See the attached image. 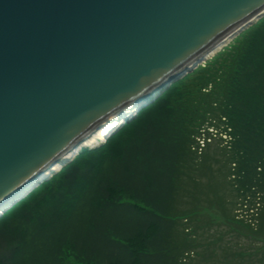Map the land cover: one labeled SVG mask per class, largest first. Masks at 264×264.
I'll list each match as a JSON object with an SVG mask.
<instances>
[{"label":"trees","instance_id":"trees-1","mask_svg":"<svg viewBox=\"0 0 264 264\" xmlns=\"http://www.w3.org/2000/svg\"><path fill=\"white\" fill-rule=\"evenodd\" d=\"M202 134L219 136L229 165L234 201L217 199L221 218L238 227V206L260 236L264 18L0 217V264H185L189 226L208 204L202 164L214 161L198 150Z\"/></svg>","mask_w":264,"mask_h":264},{"label":"water","instance_id":"water-1","mask_svg":"<svg viewBox=\"0 0 264 264\" xmlns=\"http://www.w3.org/2000/svg\"><path fill=\"white\" fill-rule=\"evenodd\" d=\"M263 17L264 0H0V217Z\"/></svg>","mask_w":264,"mask_h":264},{"label":"rangeland","instance_id":"rangeland-1","mask_svg":"<svg viewBox=\"0 0 264 264\" xmlns=\"http://www.w3.org/2000/svg\"><path fill=\"white\" fill-rule=\"evenodd\" d=\"M244 31L240 32L235 38L228 42L226 46L198 67L204 66L219 52L227 49V46H229L234 39L241 38ZM238 42L241 46V40H238ZM228 48L231 49L232 47ZM237 50L238 46H236L234 54ZM229 52L226 54L227 56L233 53L232 51ZM225 58L227 57H223V59ZM208 124L209 121L207 119L204 125L207 126ZM221 128L222 127H220V130H222ZM211 131L212 129L208 130V132ZM213 133H215V131H213ZM203 135L204 134L200 137H203ZM222 138L224 139V137ZM218 139L219 136L215 138L212 143L205 145L200 152L208 156L210 155L209 158L214 161L211 160L207 164H202L203 177L200 181L203 184L205 194H208V204L205 205L206 207L203 206L198 208L199 213L189 226L191 231L188 239L192 245V251L189 253L188 257H186L185 264H264V216H262L261 221H258L259 224H262L259 226L262 229L260 236L254 235V228L258 226L256 225V221L254 222V217L251 218L250 213L246 215L245 211L238 208V206L236 210L231 212L232 217L234 216L237 222L238 220L243 222L242 224L240 223V225L237 224L238 227L235 226V228L232 224H226L221 218L217 205L219 201H217V199H223V197H225L226 201L228 200L232 203L234 201V193L230 191L228 187L227 170L229 165L225 162V152L220 149L223 144H220L221 141H218ZM207 165L208 168H210L209 174L206 170ZM222 184H226V191L228 188L229 192H224L223 187H221ZM185 206L188 209L192 208L191 205L187 206V204H185ZM231 209L233 210V208ZM249 219L251 223H248ZM244 224H250L249 227L251 231H246L243 227Z\"/></svg>","mask_w":264,"mask_h":264},{"label":"bare ground","instance_id":"bare-ground-1","mask_svg":"<svg viewBox=\"0 0 264 264\" xmlns=\"http://www.w3.org/2000/svg\"><path fill=\"white\" fill-rule=\"evenodd\" d=\"M212 53L213 52H211V54ZM137 111H138V105L137 104H134V105L129 106L128 108L124 109L122 113H119L118 115L114 116V118H112L110 121H107L106 124L101 126L99 130L95 131L92 134V136L90 137L89 140H87L84 144L80 145L79 148L75 149L73 152L77 153L78 150H81L82 146L94 147V146L101 145L102 143L105 142L106 137H108L111 134V132H114V130L116 128H118L119 126L123 125L124 120H126V119L128 120L131 117H133L134 114L137 113ZM71 154L72 153L70 152V154H67L66 157H64V158H67V157L71 156ZM59 168H60V164L59 163H55L54 165L46 168L44 173H43V177L49 176L53 171H57Z\"/></svg>","mask_w":264,"mask_h":264}]
</instances>
